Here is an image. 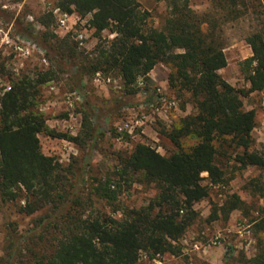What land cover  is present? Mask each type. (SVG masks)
Masks as SVG:
<instances>
[{"label":"trees","instance_id":"1","mask_svg":"<svg viewBox=\"0 0 264 264\" xmlns=\"http://www.w3.org/2000/svg\"><path fill=\"white\" fill-rule=\"evenodd\" d=\"M164 1L166 15L155 27L151 13L138 0H56L61 12L89 15L86 24L98 38L104 30L113 35L93 50L79 47L74 34L64 36V64L59 68L77 80L80 91L85 74H113L119 78L112 100L115 110L160 105L163 96L152 86L149 72L161 63L169 68L167 85L173 96L182 98V109L190 103L192 111L161 129L176 147L173 152L164 155L137 142L129 152L118 151L112 171L85 191L88 163L63 165L44 154L39 134L93 149L111 109L97 113L88 105L80 131L71 136L49 128L37 109L41 85L54 76L51 69L10 78V88L0 95V206L23 200L19 212H43L24 231L10 224L0 264H137L141 253L148 258L180 255L179 239L197 217L194 205L212 186L227 182L216 161L218 148H241L234 155L240 167L264 170V147L253 148L251 136L255 111L245 109L242 101L264 89V5L260 0H209L210 7L198 13L191 0ZM242 19L250 21L243 39L251 55L241 62L248 87L236 88L219 70L227 65L224 26ZM14 21L18 35L39 37L32 21ZM37 22L45 28V41L55 37L48 30L51 13ZM80 91L76 92L84 97ZM84 103L88 104L85 97ZM184 138L194 143L185 146ZM135 182L153 185L156 194L138 208L122 206L119 195ZM252 185L254 192L264 195V183L254 180ZM95 200L107 203L120 217L101 212L93 206ZM243 208L245 202L232 193L213 208L208 220L221 215L227 219ZM251 222L254 234L261 237L264 209ZM226 264H264V248L251 258L244 253L235 259L227 256Z\"/></svg>","mask_w":264,"mask_h":264},{"label":"rangeland","instance_id":"2","mask_svg":"<svg viewBox=\"0 0 264 264\" xmlns=\"http://www.w3.org/2000/svg\"><path fill=\"white\" fill-rule=\"evenodd\" d=\"M138 1L151 13L152 24L160 27L167 12L165 1ZM260 1L264 5V0ZM191 6L196 12L202 13L210 7V1L191 0ZM55 7L56 0H0V95L10 84V78L22 74L34 76L35 73L51 69L54 76L41 85L37 105V109L44 114L49 128L75 136L81 129L82 112L88 109V105L97 109V113H103L108 109H111V112L101 134L97 136V144L93 149L78 146L71 140L41 133L39 140L42 152L54 156L63 165L77 161L78 166H83L87 162L84 172L85 191L95 180L112 171L118 151L129 152L137 142L149 144L164 155L173 152L176 147L161 133V129L163 126L170 127L175 119L190 113L192 106L186 103L185 109H182L180 105L182 98L175 99L168 88L169 68L159 63L149 72L152 86L157 87L164 98L161 104L157 105V110L145 106L115 110L112 100L116 96L115 89L118 88L119 78L113 74L106 76L101 72L83 76L81 91L88 104L84 103L82 96L78 100L75 99L77 92L75 95L70 94L75 90L80 91L79 83L60 70L64 64V36L81 32L85 36L82 48L93 50L104 38L109 39L113 35L104 30L100 38L95 36L86 24L89 15L83 18L74 17L70 21L69 29L65 30L58 25V16L53 11ZM47 13L52 14L53 22L48 30L55 37H49L45 41L42 34L45 28L37 20ZM17 17L32 21L40 30L39 37L30 36L31 41H28L38 51L26 47V39L16 32L14 20ZM249 28L248 19L224 26L227 65L220 70V74L236 88L248 87V82L241 71V62L251 55L250 47L243 39V34ZM16 46L29 52L17 50ZM96 74H99V77ZM106 78H110V81H106ZM67 97L72 101L71 106L66 102ZM173 99L175 105L169 106L168 101ZM242 101L245 109L255 111V126L251 131L253 148L263 149L264 89L243 96ZM65 113L68 115L64 117ZM125 124L127 129L124 128ZM182 143L188 146L194 143V139L184 138ZM218 150L221 153L217 154L216 161L224 170L227 182L212 186L209 195L194 205L197 217L179 239L181 254H164L148 258L146 253H141L137 264H226L227 256L235 259L240 253H244L247 258H251L264 248V233L261 237L254 234L251 222L264 209V195L254 192L252 185L254 180L264 183V170L255 166L240 167L234 160V155L241 152V148L233 146L227 148L223 145ZM232 193L237 194L245 202L246 208L233 210L227 219L221 215L217 220L209 221L213 208L221 205ZM155 194L156 189L153 185L135 182L119 195L118 202L122 206L138 208ZM21 204L23 200L0 206V256L3 254L6 231L11 227L10 224H14L17 232L24 231L29 227L31 220L43 212L26 215L18 211ZM93 206L101 212L120 217V212H112L111 207L105 202L95 200ZM229 246L232 247L230 251Z\"/></svg>","mask_w":264,"mask_h":264},{"label":"built area","instance_id":"3","mask_svg":"<svg viewBox=\"0 0 264 264\" xmlns=\"http://www.w3.org/2000/svg\"><path fill=\"white\" fill-rule=\"evenodd\" d=\"M53 11L58 16V23H59L58 25H59V27L64 28L65 30L69 29V26H70L69 21H68L69 14L61 12L59 10V8H57V7H55L53 9ZM73 38H74V40H76L78 42V46L82 48V46L84 45V39H85V36H83V33H81V32L75 33ZM28 41H29L28 39H26V41H25L26 47H28L32 51L33 50H37V48H34L33 44L29 43ZM18 43H20V42H18ZM16 49L20 50L22 52L24 50L25 53L29 52L25 48L23 49L20 46H16ZM96 75L99 77V74H96ZM96 79H98V78L96 77ZM106 81H110V78H106ZM9 88H10V86L7 85L4 90H8ZM75 93H76V91L75 92H71L70 95H75ZM74 98L78 100V99H80V95L78 93H76V96ZM163 100H164V98L161 99V101H163ZM66 102L70 106L72 105V101H71L70 97L66 98ZM168 105L169 106L175 105V101L174 100L168 101ZM150 108H153V109L157 110V106L150 107ZM126 127H127V125L125 124L124 128L127 129Z\"/></svg>","mask_w":264,"mask_h":264},{"label":"crops","instance_id":"4","mask_svg":"<svg viewBox=\"0 0 264 264\" xmlns=\"http://www.w3.org/2000/svg\"><path fill=\"white\" fill-rule=\"evenodd\" d=\"M74 17H79L78 14H76L75 12L72 13V14H69V17H68V21H69V24H70V21L73 20ZM79 19V18H78ZM221 70V69H220ZM220 70H219V73H220Z\"/></svg>","mask_w":264,"mask_h":264}]
</instances>
